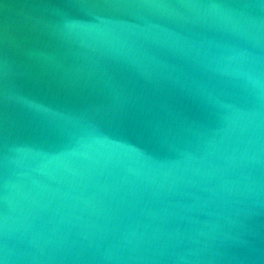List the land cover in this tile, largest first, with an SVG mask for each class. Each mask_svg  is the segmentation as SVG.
Returning <instances> with one entry per match:
<instances>
[{
  "label": "water",
  "instance_id": "water-1",
  "mask_svg": "<svg viewBox=\"0 0 264 264\" xmlns=\"http://www.w3.org/2000/svg\"><path fill=\"white\" fill-rule=\"evenodd\" d=\"M0 264H264V0H0Z\"/></svg>",
  "mask_w": 264,
  "mask_h": 264
}]
</instances>
